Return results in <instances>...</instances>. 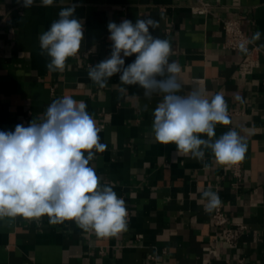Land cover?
I'll list each match as a JSON object with an SVG mask.
<instances>
[{
    "label": "crops",
    "instance_id": "obj_1",
    "mask_svg": "<svg viewBox=\"0 0 264 264\" xmlns=\"http://www.w3.org/2000/svg\"><path fill=\"white\" fill-rule=\"evenodd\" d=\"M71 4L78 5L83 40L65 69L53 72L39 37ZM202 4L210 10L206 16L193 11ZM140 18L157 21L151 35L170 42L169 60L181 68L179 95H223L230 123L216 125L215 137L200 138L214 141L230 129L244 137L239 188L232 185L230 165L218 164L210 148L201 146L204 158L198 160L156 141L153 112L163 93L145 97L139 84L121 85L122 73L103 88L89 78L90 65L111 56L108 23ZM226 18L240 19L250 39L261 33L252 41L261 66L246 78L239 75L241 54L224 48ZM121 56L125 67L136 58ZM65 96L83 101L99 129L106 149H93L89 166L101 186L124 199L127 227L100 237L75 220L5 216L0 264H264V0H53L50 6L35 0L31 8L22 0H0V131L41 123L49 105ZM209 189L222 201L230 222L225 229L245 227L235 245L226 244L224 230L212 224L213 211H205L202 193Z\"/></svg>",
    "mask_w": 264,
    "mask_h": 264
},
{
    "label": "clouds",
    "instance_id": "obj_2",
    "mask_svg": "<svg viewBox=\"0 0 264 264\" xmlns=\"http://www.w3.org/2000/svg\"><path fill=\"white\" fill-rule=\"evenodd\" d=\"M34 3L35 0H22L25 8ZM41 4L50 6L53 0H41ZM77 7L71 4L61 9L59 18L39 37L42 54L51 58L46 65L50 71H63L66 60L81 47L83 24L75 18ZM158 26L151 18L137 19L135 24L127 19L119 24L109 22L111 56L90 65L89 78L103 88L110 77L122 73L121 85L139 84L145 97L163 93L162 102L153 112L152 127L159 144H175L178 153H191L198 160L204 158L201 146L210 148L220 165L242 161L247 145L235 130L224 132L214 141L200 138V134L215 137L216 125L230 123L228 105L221 93L210 100L198 90L178 94L182 88L177 78L181 68L169 60L170 42L151 35L149 29ZM260 36L259 31L255 32L249 42ZM239 50L248 51L244 42L239 44ZM121 53L123 57L136 54V58L125 67ZM120 91L127 89L122 87ZM86 107L83 101L65 96L49 105L41 123L33 120L27 127L17 124L14 132L0 131V218L47 215L51 224L75 220L82 229L100 237L126 229L124 199L118 198L111 186H101L89 166L94 158L92 150L103 153L106 145L100 143L99 129ZM202 195L208 199L207 212L222 203L218 193L210 189Z\"/></svg>",
    "mask_w": 264,
    "mask_h": 264
},
{
    "label": "built area",
    "instance_id": "obj_3",
    "mask_svg": "<svg viewBox=\"0 0 264 264\" xmlns=\"http://www.w3.org/2000/svg\"><path fill=\"white\" fill-rule=\"evenodd\" d=\"M193 11L196 14L203 16L208 15L210 12L209 8L204 4L195 7ZM221 24L225 36L224 48L233 52H237L242 56V61L239 65V75L241 78H246L247 76L252 75L255 70L261 66L259 57L260 49L252 41L249 42L251 39L249 35L242 29V21L240 19H222ZM241 42L246 44L248 49L247 52H241L239 50V44ZM230 169L232 172V185L237 189L243 182V166L241 161L230 165ZM127 212L129 215L128 210ZM211 221L215 228L222 231L224 230V240L228 245H235L245 230V227L241 225L229 230L225 229L230 224V222L221 205L213 210Z\"/></svg>",
    "mask_w": 264,
    "mask_h": 264
}]
</instances>
